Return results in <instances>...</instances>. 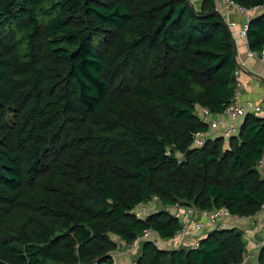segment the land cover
Masks as SVG:
<instances>
[{"label":"trees","instance_id":"obj_1","mask_svg":"<svg viewBox=\"0 0 264 264\" xmlns=\"http://www.w3.org/2000/svg\"><path fill=\"white\" fill-rule=\"evenodd\" d=\"M231 1L261 53L264 0ZM220 2L0 0V264H117L121 241L264 209V103L227 138L197 114H222L241 92ZM151 198L178 212L137 214ZM202 230L172 248L144 238L133 264L251 258L236 226ZM256 254L264 264V245Z\"/></svg>","mask_w":264,"mask_h":264},{"label":"built area","instance_id":"obj_2","mask_svg":"<svg viewBox=\"0 0 264 264\" xmlns=\"http://www.w3.org/2000/svg\"><path fill=\"white\" fill-rule=\"evenodd\" d=\"M225 5L234 7L237 11L240 13H243L247 18V11L237 4L233 3L231 0H221ZM221 11V10H220ZM232 26H235V23L230 22ZM246 29L247 25L246 23L241 25L239 28L235 29L234 35L235 38L245 39L246 40ZM247 57L254 58L262 68L264 69V48L261 51V53H257L254 51H251L250 49H247ZM239 68L236 69V75H237V82L236 87L240 88L241 83L239 81ZM236 95H238V90L236 91ZM236 98V96H235ZM264 103V100L256 104L252 100H247L245 103H239L235 99L225 108L222 114L214 115L212 114L208 109L205 108H198L197 112L199 116L209 122L210 128L212 129H218L221 131L223 136L226 138L230 136L232 133H234L237 130V125L235 124V120L241 119L248 111H254L259 112L261 111ZM228 122V124H226ZM202 134H196L195 137V144L199 145L202 143ZM258 168L260 169L261 173L264 174V151L262 153L261 159L258 164ZM146 210V204L141 205V211ZM191 212V211H189ZM137 213V212H136ZM141 215L140 213H137ZM223 218H230V219H243V217H231L228 210L225 208H221L219 210H215L211 213L206 212H200L199 214H196L195 218L192 220H183L181 229L175 234V236L169 240L167 239H152L153 243H155L158 246H164L169 241H180L183 240L188 235H192L195 231H200L204 228V220H206L211 225H215L217 223V220ZM144 239V238H143ZM163 244V245H162ZM264 245V241L261 242L260 246ZM250 261V258H245L241 264H247V262Z\"/></svg>","mask_w":264,"mask_h":264},{"label":"crops","instance_id":"obj_3","mask_svg":"<svg viewBox=\"0 0 264 264\" xmlns=\"http://www.w3.org/2000/svg\"><path fill=\"white\" fill-rule=\"evenodd\" d=\"M191 2L196 9H200L202 0H196V3L194 0H191ZM219 9L229 23H235V29L239 28L247 21V17L243 13H240L232 6L225 5L222 1L220 2ZM234 41L237 59L241 63L240 81L242 86L240 88L241 92L237 97L238 101L240 103H245L247 100H252L255 101L256 104H259L264 100V69L255 59L247 57L248 48L245 39L235 38ZM241 220H246L243 225H239V221L235 219L223 218V224L221 225L236 226L240 229L246 242V251L248 254L255 253L256 256L258 251L254 250L253 246L250 247L248 243L250 241H263L264 209H261L253 217H244ZM206 223L208 224V228H210V224L208 222ZM172 247H176V245L167 246L166 248Z\"/></svg>","mask_w":264,"mask_h":264},{"label":"rangeland","instance_id":"obj_4","mask_svg":"<svg viewBox=\"0 0 264 264\" xmlns=\"http://www.w3.org/2000/svg\"><path fill=\"white\" fill-rule=\"evenodd\" d=\"M194 2L196 3V0H194ZM254 59V58H253ZM198 114V113H197ZM146 204V210H143L141 211V205H139L137 208H136V212L137 213H140L142 216H145L146 214H148L149 212L151 211H155V210H159V209H166L168 208L172 213L176 214L178 211H177V208L176 207H166L164 206L157 198H151ZM223 219H220L219 221L217 220V223L215 225H218V223L220 224H223ZM236 220V219H235ZM236 221H239V225H243L245 223L246 220H240V219H237ZM207 221L204 220V228L201 232L197 233V234H201L203 232L206 231V229L208 228V226L206 225ZM222 222V223H221ZM238 223V222H236ZM244 236V235H243ZM145 238V239H148V238H151V239H159L156 234H154L153 232H147L143 237H140L136 242H134V244H125L123 243V241H121L122 243H119L118 244V250H116V253L114 254L115 257H114V261L117 263V264H133L134 263V260H135V257L138 255L139 253V250H140V243L142 241V239ZM244 239V237H243ZM194 235H188L187 237H185L183 240H180V241H169L168 243H166L164 246L167 247V246H171V245H176V247L178 246H181V245H191L193 244L194 242ZM261 240L258 242H254V241H250L248 243V245L250 247L253 246V249L258 251L260 249V246L261 245ZM163 245V244H162ZM246 256H250V261H251V264H254V260H256V257H255V253H249L247 252Z\"/></svg>","mask_w":264,"mask_h":264},{"label":"water","instance_id":"obj_5","mask_svg":"<svg viewBox=\"0 0 264 264\" xmlns=\"http://www.w3.org/2000/svg\"><path fill=\"white\" fill-rule=\"evenodd\" d=\"M218 12V11H217ZM235 51H236V48H235Z\"/></svg>","mask_w":264,"mask_h":264}]
</instances>
